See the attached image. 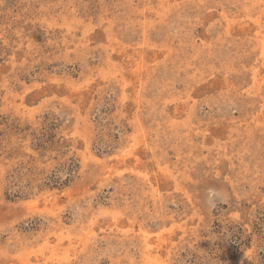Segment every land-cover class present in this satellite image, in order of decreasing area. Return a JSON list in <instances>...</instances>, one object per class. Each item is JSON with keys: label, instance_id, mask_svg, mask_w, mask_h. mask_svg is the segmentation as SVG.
<instances>
[{"label": "rangeland", "instance_id": "obj_1", "mask_svg": "<svg viewBox=\"0 0 264 264\" xmlns=\"http://www.w3.org/2000/svg\"><path fill=\"white\" fill-rule=\"evenodd\" d=\"M0 264H264V0H0Z\"/></svg>", "mask_w": 264, "mask_h": 264}, {"label": "clouds", "instance_id": "obj_2", "mask_svg": "<svg viewBox=\"0 0 264 264\" xmlns=\"http://www.w3.org/2000/svg\"><path fill=\"white\" fill-rule=\"evenodd\" d=\"M208 195H209V199H210V200H211L213 197L220 198V196H221V194H220L218 191L214 190V189H210Z\"/></svg>", "mask_w": 264, "mask_h": 264}]
</instances>
